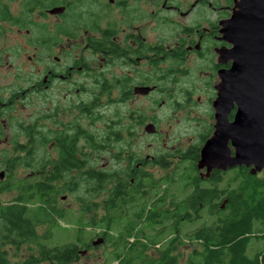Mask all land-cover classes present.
Segmentation results:
<instances>
[{
  "label": "flooded vegetation",
  "instance_id": "flooded-vegetation-1",
  "mask_svg": "<svg viewBox=\"0 0 264 264\" xmlns=\"http://www.w3.org/2000/svg\"><path fill=\"white\" fill-rule=\"evenodd\" d=\"M16 1L11 12L1 5L12 3L0 0V68L12 67V72H6L12 75L10 80L21 79L18 59L24 30L28 46L33 49L28 59L38 62L36 70L29 75V80H33L29 89L47 90L45 125L40 124L36 113L30 119L26 144L33 150L39 143L46 144L48 151L40 160L45 171L50 172L48 176L64 180L66 174L61 173L57 178L54 173L65 163L80 166L69 167L64 172L81 170L85 174L83 145L89 113L93 112L103 135L94 141L98 148L123 139L130 146L137 126L143 127L147 135L159 133L156 121L135 108L133 102L149 100L161 107L166 95L174 99V90L181 98L175 99L178 110L185 111L202 102L207 106L204 112L207 117L199 122L200 141L194 145L198 147L196 173L200 179L207 180L212 171H223L214 168L205 176L206 167L199 169L197 161L201 147L215 129L214 100L219 71L228 70L232 63L226 56L231 44L223 39L221 29L223 21L231 16L236 0H222V7L217 6V0H43L26 16L22 12L24 0ZM209 10H215L214 17L209 16ZM6 56H12L13 60L6 61ZM191 59L195 60L194 64L207 63L209 71L202 72L201 80H195L194 76L185 87L177 89L178 82L191 80L188 74L193 66H187ZM4 77V69H0V80ZM166 80H176L174 88L169 89ZM13 84L11 92L0 96L3 131L9 123L3 118L5 110L12 109L21 95L20 83ZM123 105L125 112L118 113ZM235 112L236 105L227 114L229 122ZM98 122L104 124L99 126ZM126 156L130 164L126 175L130 181L146 179L153 156L143 153ZM155 162L160 168L163 165L160 158Z\"/></svg>",
  "mask_w": 264,
  "mask_h": 264
},
{
  "label": "trees",
  "instance_id": "trees-1",
  "mask_svg": "<svg viewBox=\"0 0 264 264\" xmlns=\"http://www.w3.org/2000/svg\"><path fill=\"white\" fill-rule=\"evenodd\" d=\"M39 1L43 0H24L23 16L42 4ZM21 128L23 135L28 137V127ZM197 150L198 147L191 146L186 151L191 155V171L185 176L183 191L190 189L189 199L169 195L165 189H154L155 181L149 176V193L153 194L146 203L143 200L147 192L142 188V179L131 182L128 177L117 176V172L107 173L85 163L88 168L82 181L87 194L81 198L85 200L82 202L85 214L96 215L93 211L99 205L93 200L98 199L94 193L101 189L108 192L103 199L104 214L98 219L89 217L87 220L94 229L92 232L89 229L88 235L91 232L95 237L102 236L106 244L117 246L112 256L115 264H179L180 258L175 254L177 243L191 245L185 264H264V247L254 248V244L264 241V175L252 174L249 168L242 166L225 172L214 170L207 180H202L194 165ZM31 161L36 165L29 151L25 157L16 156L11 162L7 161L9 170L0 180V194L16 191L10 201L0 200V264H12L4 249L6 245L16 250L33 247L21 264H70L76 260L82 246L90 245L82 226L75 229L73 239L68 242L50 244L49 241L54 237L57 217H62L56 205L58 194L74 188L75 182L80 180L73 184L53 179L48 176L50 172L45 171L42 159L38 163V175L33 178L28 180L15 175L19 167H35ZM78 166L65 163L57 167L59 170L54 174L58 178L61 173L67 174L64 172L67 168ZM169 182V178L165 179L164 188ZM221 182L223 186L219 187ZM133 205L138 207L132 208ZM204 206L214 218L189 230L190 233H183L184 223L193 221L190 215L199 221L198 213ZM81 213L79 220L85 216L83 211ZM43 224L49 227L41 233ZM145 225L160 227L161 232H172L171 237L161 240L157 259H151L147 253L156 240L145 234Z\"/></svg>",
  "mask_w": 264,
  "mask_h": 264
},
{
  "label": "rangeland",
  "instance_id": "rangeland-1",
  "mask_svg": "<svg viewBox=\"0 0 264 264\" xmlns=\"http://www.w3.org/2000/svg\"><path fill=\"white\" fill-rule=\"evenodd\" d=\"M2 1L4 2L6 0ZM9 2L12 4L5 2L6 5L1 6L6 7L7 10L9 9L11 12H13V10L16 8L15 6L17 5V1L9 0ZM217 2L219 3V5H217L218 7L224 6L222 0H217ZM214 11L215 10L208 11L210 13V17H214ZM182 22H185V20H182ZM21 44L22 51L20 54L21 56L18 59L21 79L10 80L12 78V75H8L6 72H12V67L6 65L4 68H0L4 69L5 74L4 80H0V96H5L8 92H11L14 85L13 83L15 81L20 83L21 89V95L17 99L15 106L12 109H6L4 113L5 115L3 118L7 119L9 123H7L8 129H6L5 131L0 129V172H3V175L5 176V172L9 170L6 166L7 161L11 162L12 158L16 156L25 157L27 156V152L29 151L31 152V154H34L32 155V159L36 162V165L32 161L31 163L34 164L35 167H19L15 171L16 176L27 177L29 180L33 178V176L38 175V163L40 161V158L43 157V155L46 156L48 150L46 148V144L44 143H39L38 148H36V150L31 149V147L26 144L27 136L23 135L21 126L30 128V119L32 117L34 118L36 113H38L39 115L38 119L41 122L40 124L45 125V95L47 90L33 92L32 89H29L33 81L29 80V75L30 73H33L36 70L38 62L30 61L28 59V56L32 55L33 49L32 47L28 46L27 37L24 34V30L21 36ZM5 60L12 61L13 58L12 56H6ZM189 63L190 64H188L187 66H193L191 67L192 69H190V74H188V76H191V80H184L185 82L181 81L180 83L178 82V84L176 85L177 89L185 87V84L191 82L194 76L195 78H197L195 80H201L200 77L204 75L202 74V72L209 71V69L206 68L208 66L207 63L194 64V59H191ZM197 65L200 67L195 68V66ZM167 68L168 66L165 65V70ZM175 81L176 80H166V86L169 87V89L174 88V86L172 85ZM173 92L175 93L174 99L170 100L167 98L168 95H166L165 103L161 107L157 106L151 101L149 102V100L138 99L133 102V106L135 108H139L141 112H145L146 116H150V119L153 118L156 121L159 133L157 135H147L144 134L143 127L137 126L134 132L133 141L130 146H128V144H126L127 141L123 139L121 141H114L110 144H105L107 145V147L103 146V148H98V146L94 144V141H96V137H98V135H102V132L96 125V119L94 118L93 112L89 113L85 121L87 130L86 142L83 145L86 165L90 164L95 169L106 171L107 173L117 172V176L126 178L128 177L129 179V176L126 175V171H129L130 164L126 155H129L131 153L139 155H141V153H143V155L149 154L153 156V158L149 160L150 162L153 161V163H151V165L148 167V170H150V173L148 174L155 181L154 189H165L167 190V193L169 195H174L182 199H187L190 193V189L187 188L185 191H183V186L186 174L188 176V173L191 171V155L186 154L185 152L188 148L194 146L200 141L199 133L202 130V127L199 122L200 120H205V118L207 117L206 114H204V112L207 110V106L204 102H202L200 103L201 105L196 106V104H193L191 105V107H187V110L185 111L178 110V106H176L175 104V99L179 98V100H181V98L179 95H177L175 90ZM195 97L196 95L194 96V98ZM192 106L196 107L191 110ZM121 107L122 108L119 107L120 110H117V112L123 114L125 112L126 107L124 105ZM105 112H107L108 115L111 114L109 110H105ZM104 114L105 113L103 112V115ZM102 124L104 123L98 122L99 126H102ZM5 139H7V142L4 141ZM16 143L23 145V150L16 149L18 148L16 147ZM183 155H186V159H183ZM36 158H38L37 161ZM158 158L161 159V164H163L161 168L159 167V165L155 164L157 163L155 161ZM132 164H134V162ZM87 168L88 167H85V170ZM34 170L36 171V173L34 172ZM79 171L80 172H78V170L71 171L70 174L67 173V176H64V180L68 181V183H73L77 180H80V182H75V184L73 183L75 185L74 188H68L62 193L58 194L56 205L58 208L57 210L59 214H62V217H57V223L54 224V237L51 239V241H48L50 244H61L64 242H68L73 239V233L75 232V229L80 228L82 226L83 232L85 233V238L86 240L89 239L88 242H90V245L87 247L82 246L80 248L76 260L70 264H115V261L112 260V256L113 252L117 250V246L106 244L104 240L102 243H97L94 245L93 242L96 241L100 236L95 237L91 233L94 230L92 229L93 225H89V222H87L89 217H96L98 219L104 214L105 204L103 202V199L108 194V192L106 191V189H101L98 193L93 192L94 195H96L98 198L93 200L99 205L98 209L96 211H93L96 215H94L92 212H87L85 214V210L82 207V202L85 203V200L81 201V198L87 194L86 192H84L85 185L82 181L85 177V174H83L81 170ZM258 175L263 176L264 169L259 172ZM4 176L2 179H4ZM149 176H147L146 179L141 180L143 184L142 188L145 190V192H147L143 200L146 203L149 202V197H152L153 194L149 193L150 184L147 183V179ZM167 178H169L171 182H169L170 184L166 185V187L164 188V181ZM223 179H225V176ZM144 180L146 181L143 182ZM221 186H223V182L219 184V187ZM15 195L16 191H6L0 194V200L3 202L10 201ZM138 205H133L132 208H137ZM82 211L85 216L81 220H79L80 215H82ZM206 211H208L207 206L201 207L199 211L200 213H198L200 215V218H198L199 221L197 219H194L195 217L193 215H190V219H193V221L185 222L183 225L182 232L184 233L187 231V233H190L189 230L201 226L210 218L213 219L214 217L211 216V214L210 217ZM48 227L49 224H43L40 228V232L44 233L45 229H47ZM89 229L91 230V232L88 235ZM161 229L162 228L157 226L150 227L145 225V234L149 236L150 239L156 240V243L154 245H150L147 250V253L150 255L151 259H157L159 257V253L157 250L161 248V240H165L166 238L172 236V232L171 234L168 232V230L165 232H161ZM97 230H99V228H97ZM130 240L132 239L130 238ZM254 246V248H262L264 247V241L256 245L254 244ZM32 248L33 247L31 246H24L16 250L10 245H6L4 247V249L7 251V256L12 262V264L23 263L24 260L30 255L29 253L31 252V250H33ZM190 248L191 245L189 243H187L186 246L177 243L175 254H177L180 258L178 260L179 264L186 263V258L188 257ZM252 250L253 248L251 249V251Z\"/></svg>",
  "mask_w": 264,
  "mask_h": 264
},
{
  "label": "water",
  "instance_id": "water-1",
  "mask_svg": "<svg viewBox=\"0 0 264 264\" xmlns=\"http://www.w3.org/2000/svg\"><path fill=\"white\" fill-rule=\"evenodd\" d=\"M223 25L222 37L231 44L226 56L232 63L219 71L215 129L201 147L197 167H206L205 176L214 168L241 165L256 174L264 168V0H236ZM102 242L99 237L93 244Z\"/></svg>",
  "mask_w": 264,
  "mask_h": 264
}]
</instances>
